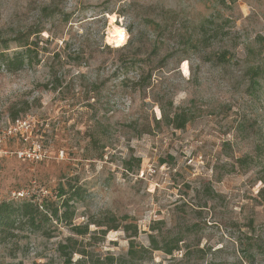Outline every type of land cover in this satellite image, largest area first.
Instances as JSON below:
<instances>
[{
	"label": "rangeland",
	"instance_id": "obj_1",
	"mask_svg": "<svg viewBox=\"0 0 264 264\" xmlns=\"http://www.w3.org/2000/svg\"><path fill=\"white\" fill-rule=\"evenodd\" d=\"M35 26L33 66L0 72V205L28 190L62 213L72 197L73 218L17 221L0 264H63L69 237L73 263L111 264L152 234L184 242L142 264H264V0H0L12 48ZM14 115L24 141L4 136ZM34 143L41 161L15 155ZM106 216L120 229L91 224Z\"/></svg>",
	"mask_w": 264,
	"mask_h": 264
},
{
	"label": "trees",
	"instance_id": "obj_2",
	"mask_svg": "<svg viewBox=\"0 0 264 264\" xmlns=\"http://www.w3.org/2000/svg\"><path fill=\"white\" fill-rule=\"evenodd\" d=\"M43 31L38 29V27L31 28L25 33L19 34L14 42L18 44L16 48L11 47V42L13 40L0 38V72L7 71L9 73H17L22 71L26 67H31L35 63L34 60L37 59L38 45L35 42H29L31 36L38 37ZM17 115L12 117L13 121L19 119ZM181 116L175 114L172 118L165 115V120L168 124L172 125L175 129L185 128L188 120ZM264 185V178H263ZM67 194L63 188L58 191V198H62ZM260 197L264 199V186L260 191ZM36 197L32 196L29 199L19 200L20 202H10L2 203L0 205V232L5 234L11 228L20 229V227H15L16 222H19L21 226H28L31 229L43 231L41 223L47 224L51 221H72L73 212H70V203L73 201L72 197L66 198L63 201L62 207L64 211L60 213L59 207L50 210V203L43 199L41 203L35 202ZM51 211V213L49 212ZM91 224L96 225L99 228H107L106 231H117L120 229V224L115 216H106L99 220L92 222ZM76 235L87 236L89 235V225L83 228H75ZM126 231L132 232V237H137L138 231L137 226H127ZM104 232V231H103ZM46 235V231L43 232ZM184 236L178 234L172 239L163 240L159 242L155 235H150L151 247L145 248L140 246L131 240L130 248L126 257L116 258L114 256H109L107 261L111 264H142L145 261L144 255L148 252L163 251L166 255L172 256L176 252L180 251V245L184 242ZM76 240L73 237H69L66 240V244L60 246L61 252L65 257V262L63 264H77L72 261V253H67V249L72 244H75ZM80 254L88 260L90 258V253L86 251H80ZM100 262V260H98ZM21 264V263H20Z\"/></svg>",
	"mask_w": 264,
	"mask_h": 264
},
{
	"label": "built area",
	"instance_id": "obj_3",
	"mask_svg": "<svg viewBox=\"0 0 264 264\" xmlns=\"http://www.w3.org/2000/svg\"><path fill=\"white\" fill-rule=\"evenodd\" d=\"M30 128V121L29 118L25 119H17L13 121V124L9 126L3 133L6 137H12L17 136L21 137L22 141L27 139L26 130ZM1 142V140H0ZM15 155L21 160L24 161H31V162H39L41 161L44 156L45 152L43 150V147L38 144L34 143L31 146L25 147L24 149L17 150ZM15 200H23L30 197V192L28 190H21V191H15L12 193Z\"/></svg>",
	"mask_w": 264,
	"mask_h": 264
},
{
	"label": "bare ground",
	"instance_id": "obj_4",
	"mask_svg": "<svg viewBox=\"0 0 264 264\" xmlns=\"http://www.w3.org/2000/svg\"><path fill=\"white\" fill-rule=\"evenodd\" d=\"M111 41H123L125 39V34L124 31L119 29V28H115L114 30L111 31Z\"/></svg>",
	"mask_w": 264,
	"mask_h": 264
}]
</instances>
